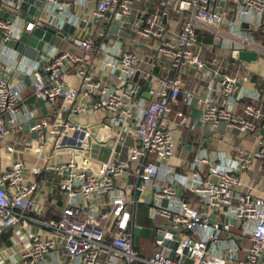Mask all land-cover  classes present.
<instances>
[{
    "label": "built area",
    "instance_id": "1",
    "mask_svg": "<svg viewBox=\"0 0 264 264\" xmlns=\"http://www.w3.org/2000/svg\"><path fill=\"white\" fill-rule=\"evenodd\" d=\"M22 1L0 0V9L8 13L0 16V139L21 133L27 148L39 152L27 173L23 158L0 167V264H63L66 259L69 264H264V195L255 193L264 184V84L251 87L250 75L231 74L217 57L204 59L199 46L205 33L220 43L227 36L235 48L263 57L264 0H156L151 11L141 10L131 38L157 41L155 55L173 68L169 77L142 67L137 52L109 36L116 14L120 33L135 6L151 0H97L93 7L88 0H43L31 19L20 9ZM172 8L183 15L177 31L164 22ZM81 22L82 36L63 31L64 24L77 30ZM243 23L248 27L243 29ZM225 24L239 33L229 34ZM46 25L55 29L57 40L37 58L6 45ZM96 52L103 54L104 66L120 71V81L110 82L94 71ZM183 68L206 77L202 95L188 88ZM20 73L30 86L16 81ZM29 88L48 104V113L26 103ZM196 96L202 110L198 119L190 112ZM180 99L185 107L176 117L193 135L196 152L185 162L184 173L169 166L161 175L178 147L171 117ZM72 115L91 116L95 122L76 123ZM221 123L243 136L254 135L251 148L238 144L228 155L202 147L200 127L215 130ZM93 125L102 127L100 138L92 133ZM129 130L137 137L127 160L114 161V155L93 159L92 144L104 138L121 143ZM1 148L18 151L14 143ZM255 170L261 172L256 182L243 181V174ZM43 172L59 177L64 196L59 218L41 221L46 229L15 246L1 245L6 231L25 226L27 211L42 212L37 176ZM147 191L150 199L144 197ZM141 204L155 236L149 257L135 245Z\"/></svg>",
    "mask_w": 264,
    "mask_h": 264
},
{
    "label": "crops",
    "instance_id": "2",
    "mask_svg": "<svg viewBox=\"0 0 264 264\" xmlns=\"http://www.w3.org/2000/svg\"><path fill=\"white\" fill-rule=\"evenodd\" d=\"M155 1L156 0L148 1L144 5L137 4L134 8L133 14L135 20H138L141 10L151 11L153 2ZM96 3L97 0H88L89 7L95 6ZM106 17L109 18L108 16ZM182 17L183 15L181 13L172 8L171 10H169V15L168 17H165L164 22L167 24L170 30L177 31ZM223 27L225 30L230 29L228 24H225ZM82 28L83 27H80V29L77 30L75 29V34L78 36H82L84 34V30ZM126 31L127 33H132L131 29H127ZM110 38L112 37L110 36ZM117 38L124 41L125 46L139 54L142 67L162 76L169 77L173 75L174 71L170 61H165L164 59H161L155 55V49L158 44L155 39L139 38V40L137 41L136 38H129L127 36H124L123 39H120L119 36ZM206 38H211V42H207ZM107 43L111 44V41L108 40ZM199 46L202 48L201 54L204 59L210 61L213 58L217 57L219 61L221 60L220 64L224 65L231 74L239 72L242 74L250 75L251 87L264 84V56H259L260 58L257 61L244 62L242 60L234 59L232 56V49L235 48V43L231 41V38L227 36H225L222 40V43H220L216 41L212 35H208L207 33H205L204 35H201L199 37ZM209 49H211V51ZM95 56L94 71L101 76L108 77L110 82L115 83L120 81V79L122 78V74L120 73V71L116 70L115 72H112L110 68L104 66L102 64L103 54L101 52H96ZM182 74L183 77L187 80L188 88L190 90H192L198 96L204 93L207 79L204 75H202L201 72H198L192 68H183ZM18 75L16 76V81L20 79ZM254 76L255 78H253ZM71 81H73L72 78ZM143 87H145V85ZM31 92L32 88H29L28 95H31L30 98L34 97ZM32 103L38 104L37 101H34ZM184 107L185 106L181 99L177 104L173 106L174 113L171 118L174 130V138L178 144V147L175 156L171 157L167 161L165 168L161 172V175L169 166L177 167L176 169L178 172L184 173L186 171L185 162L191 160L196 152V148L193 149L194 145H192L191 143L192 134L186 130H183L182 127L179 126L178 119L176 117V113L179 110H183ZM45 108V113H48L49 110L47 109V103L45 104ZM239 108V111H241V104H239ZM190 112L195 119H198L202 114L201 105L198 102L197 96L193 99ZM199 135H201L202 147L207 148L211 151H223L228 155L233 153V148L238 144L242 145L246 149H250L254 140V135L248 134L243 136L240 134V132H238V130L228 128L225 123H221L215 130H213L210 125L200 127ZM25 138L26 137H24V135H22V137H16V135H6L0 139V167L5 163V161L10 162L15 155L11 154L12 156L10 157V153L8 155L4 152H1V147H3L5 143H14L15 147L18 149V151L16 152L17 155L19 153H23V160L27 165L26 173L29 171V166L37 162V153L31 152V148H27V141ZM104 139V142L100 141L99 143L101 144V148L97 155L100 158L106 157L105 152L102 151V147L107 146L111 142V140H107L106 138ZM90 154L92 156V152H90ZM109 156L111 158V156L113 155H111L110 153ZM93 159L102 161L101 159L94 157ZM260 175L261 172L259 170L251 172L250 175L243 174V181L256 182V180L259 179ZM37 181L39 183L37 202L42 209V212H39L38 214L36 212L27 211V219L23 223L25 226L20 223L6 231V233L2 237L1 245L5 244L10 247L18 243V240H27V238H29L32 234L37 233L38 230L42 231L47 228L46 225L41 221H45L51 218H59L62 207L64 205V196L58 187L59 177L52 172H43L37 176ZM147 193L150 196V192L147 191ZM255 193L258 195H264V184L258 185ZM149 222L151 223V221ZM137 223L138 225L143 226L142 229H144L145 227L148 228L151 225L150 224L148 226L145 223H140L138 220ZM142 229L140 230V235ZM140 235L136 237L138 238L140 237ZM14 258H16V256H14ZM48 258L51 259V255ZM63 264H69L68 259L64 260Z\"/></svg>",
    "mask_w": 264,
    "mask_h": 264
},
{
    "label": "water",
    "instance_id": "3",
    "mask_svg": "<svg viewBox=\"0 0 264 264\" xmlns=\"http://www.w3.org/2000/svg\"><path fill=\"white\" fill-rule=\"evenodd\" d=\"M42 5H43V0H23L21 5H20V9H21V11H23L24 13H26L28 15V17H27L28 19H31L32 16L39 14L40 8ZM6 15H8V13L4 12L3 10L0 9V16H6ZM106 16L110 17L111 14L107 13ZM119 18H120L119 14H116L112 18L110 26H109L110 36L112 38H117L119 36L120 39H123L124 36H127L130 38L132 35H131V33L130 34L127 33L126 30L130 29L133 26V24L135 22V17H133V16L130 17L128 19V21H126L123 24L125 30L118 33L117 28H118V26L121 25ZM51 21H52V23H54L55 19H52ZM84 26H85V23L81 22L80 27H84ZM242 26H243L242 28L245 29L248 27V24L243 23ZM75 29H76L75 26L71 25L69 23H66L63 26V31L66 33H69V34H74ZM54 32H55V29L52 26L46 25L43 28L34 29L32 33L25 31L19 39H10V40L6 41V45L10 48L18 50L19 52H22L24 55H26L30 58L35 59L40 55L41 52H45L47 50L50 43L56 42L57 36L53 37ZM59 35H63V34L59 33ZM232 56L234 59L242 60L244 62H246V61H257L260 58L259 53L255 50L238 49V48L232 49ZM18 77L20 79H23L28 86L31 85V80L28 77L24 76L22 73H20L18 75ZM137 77H138V74L136 75L135 78L137 79ZM253 78H255V76ZM34 101H37V103L41 106L43 112L45 113L46 108H45V102L43 99L36 98L34 96V97L27 99L26 103H32ZM70 118L74 122L80 123V124H86L88 122H91V123L95 122V119L92 118L91 116L85 117L84 115H72ZM31 124H33V122H31ZM29 126L30 125L26 123L23 125V129L25 131H28ZM31 136L35 138L37 136V132H35V131L31 132ZM136 137H137V133L135 131H132V130H129V131L122 133L121 138H120L121 143L116 148V150H120V153L115 155V157L113 159L114 161H116V160H122V161L127 160L128 148H129V146L134 144ZM101 142H104V141H101ZM100 148H101V144H92V147H91L92 156L94 158L101 159L102 161L108 160L110 158V156H109L110 152L112 151L111 150L112 147H111L110 143L107 146L102 147V151L105 152V156H106L104 158H102V157L100 158L97 155ZM1 152H4V153L9 155V153H7L3 149L1 150ZM31 152L38 153L39 151L37 148H35V149H31ZM11 156L12 155L10 154V157ZM17 158L22 159L23 153H19L18 155L15 154L14 158H12L10 162L5 161V163L2 165V168L11 165L12 160L17 159ZM181 190H182V188L179 189V193L181 192ZM164 204H166V200L164 201ZM134 232H135L136 236H139L140 235V227L136 225L134 228ZM175 239L179 240V238L176 235H175ZM171 257H173V255H171ZM176 258H177V256H176Z\"/></svg>",
    "mask_w": 264,
    "mask_h": 264
},
{
    "label": "rangeland",
    "instance_id": "4",
    "mask_svg": "<svg viewBox=\"0 0 264 264\" xmlns=\"http://www.w3.org/2000/svg\"><path fill=\"white\" fill-rule=\"evenodd\" d=\"M228 32H229V34H233V35L236 33H239L238 31L233 30L231 28L228 30ZM229 38H231V37H229ZM231 41H233L232 38H231ZM90 129L96 138L101 137L102 132H103V129L101 126L93 125V126H91ZM234 130H236V129H234ZM16 137H22V134L17 133ZM110 140H111L110 143H111L112 148H113V149H111L112 151L110 153H111V155L115 156L116 154L120 153V150H116V148L118 147V145L120 143L116 142V140H114V139H110ZM113 150H115L114 154H113ZM144 197H145V199H150V196L147 192L144 194ZM141 205H140V210L138 211V217L146 222V218H145L146 213H144L146 211H144V210H143L144 212L141 211L143 209V207H141ZM154 239H155V236L153 234L151 227H148V228L145 227L144 229H142L140 237L136 238V241H135L136 249L139 251L141 256L149 257L150 255H152V253L155 251Z\"/></svg>",
    "mask_w": 264,
    "mask_h": 264
},
{
    "label": "trees",
    "instance_id": "5",
    "mask_svg": "<svg viewBox=\"0 0 264 264\" xmlns=\"http://www.w3.org/2000/svg\"><path fill=\"white\" fill-rule=\"evenodd\" d=\"M200 37V36H199ZM207 42H211V38H206ZM193 136V135H192ZM141 207H143L142 210H146V206L145 205H141ZM137 220L140 222V223H143L142 219L141 218H137ZM145 224H147L148 226L151 224L148 219L146 218V222L144 221Z\"/></svg>",
    "mask_w": 264,
    "mask_h": 264
},
{
    "label": "bare ground",
    "instance_id": "6",
    "mask_svg": "<svg viewBox=\"0 0 264 264\" xmlns=\"http://www.w3.org/2000/svg\"><path fill=\"white\" fill-rule=\"evenodd\" d=\"M137 226H139V225H137ZM142 226V225H141ZM140 227V226H139ZM142 228H143V226H142ZM142 228H140V230L142 229ZM135 233V232H134Z\"/></svg>",
    "mask_w": 264,
    "mask_h": 264
}]
</instances>
